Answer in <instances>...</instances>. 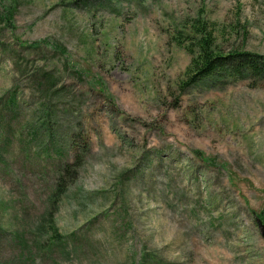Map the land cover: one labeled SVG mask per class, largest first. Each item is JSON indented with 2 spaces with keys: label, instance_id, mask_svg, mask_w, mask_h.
Listing matches in <instances>:
<instances>
[{
  "label": "rangeland",
  "instance_id": "1",
  "mask_svg": "<svg viewBox=\"0 0 264 264\" xmlns=\"http://www.w3.org/2000/svg\"><path fill=\"white\" fill-rule=\"evenodd\" d=\"M205 32L264 54V0H0V264H264V80L187 85Z\"/></svg>",
  "mask_w": 264,
  "mask_h": 264
},
{
  "label": "trees",
  "instance_id": "2",
  "mask_svg": "<svg viewBox=\"0 0 264 264\" xmlns=\"http://www.w3.org/2000/svg\"><path fill=\"white\" fill-rule=\"evenodd\" d=\"M199 33H201L200 30ZM214 47L212 34L206 32L204 35L201 34V38L197 40L196 53L194 51L191 52L193 57L191 59L189 70H191L193 74L189 78L187 85L196 83L206 84L211 81L226 80H246L252 81V83L256 84L264 80V54H257L246 50H231L223 52ZM15 104L16 102L13 98H11L9 100V105L14 106ZM44 120L38 119V127L36 131L37 134H39L44 140L43 146L49 143L53 139L54 135L52 131L45 133V126L48 120ZM80 138L81 135L75 136L72 140H70V144L67 147L65 144H58V150L54 154L55 157L68 160L70 157V151L72 150L76 160H74L71 164L75 167L80 166V163L84 159V153L88 150L87 140H85L84 146L79 148L76 146V142ZM3 139L4 134H0V143ZM255 215H257L262 222H264V210ZM50 233H52V235H50ZM56 233L55 228L49 226V228L45 229L41 235L36 234L31 238V243L36 238L37 246H28L29 240L25 237L15 239V245L17 249L27 244L28 249H35L37 247L40 250H46ZM25 252H28L26 246L22 251L18 252L21 259L24 258L23 253ZM143 257L144 256H142V258ZM142 258L139 260V264H147V258ZM26 261L35 262V257H30L29 259L27 258Z\"/></svg>",
  "mask_w": 264,
  "mask_h": 264
},
{
  "label": "water",
  "instance_id": "3",
  "mask_svg": "<svg viewBox=\"0 0 264 264\" xmlns=\"http://www.w3.org/2000/svg\"><path fill=\"white\" fill-rule=\"evenodd\" d=\"M255 222H256L258 229L260 231V234L264 240V222H262V220L258 216H255Z\"/></svg>",
  "mask_w": 264,
  "mask_h": 264
}]
</instances>
